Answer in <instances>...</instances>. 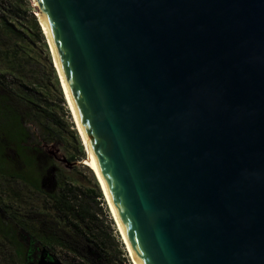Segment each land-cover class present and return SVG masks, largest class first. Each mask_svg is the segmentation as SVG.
I'll use <instances>...</instances> for the list:
<instances>
[{"label":"water","instance_id":"95a60500","mask_svg":"<svg viewBox=\"0 0 264 264\" xmlns=\"http://www.w3.org/2000/svg\"><path fill=\"white\" fill-rule=\"evenodd\" d=\"M29 1L131 263L264 264V0Z\"/></svg>","mask_w":264,"mask_h":264},{"label":"trees","instance_id":"16d2710c","mask_svg":"<svg viewBox=\"0 0 264 264\" xmlns=\"http://www.w3.org/2000/svg\"><path fill=\"white\" fill-rule=\"evenodd\" d=\"M22 5L21 0H0V59L6 64L0 70V176L19 180L44 194L52 214L37 213L32 217L21 213L6 205L0 191V251L5 245L0 264H36L43 250L55 259L57 250L71 255L75 264H125L114 246L111 226L96 223L98 214H102L101 194L96 189L83 192L68 183L56 182L46 192L41 186L48 177L46 170L36 168L41 154L28 145L27 125L39 117L46 121L41 125L48 131L50 124L59 128L62 123L48 109L43 92L48 86L46 73L27 53L26 44L34 38L44 40L41 27L37 17L28 13V5ZM28 65L31 75L39 76L26 78L22 70ZM10 152L25 162V169L13 170Z\"/></svg>","mask_w":264,"mask_h":264},{"label":"rangeland","instance_id":"374dc122","mask_svg":"<svg viewBox=\"0 0 264 264\" xmlns=\"http://www.w3.org/2000/svg\"><path fill=\"white\" fill-rule=\"evenodd\" d=\"M21 1L24 5L29 6H27L29 14L37 16L29 0ZM24 5H22V7H25ZM43 39L44 40H36L34 38L30 44H26L29 48L27 53L34 59L36 65L40 66V68H43V71H45L46 77L48 78L46 81L48 86H45V91L43 92L49 103L48 109L54 114V119L62 123V126L59 127L61 129L57 126L55 127L54 124H50V131L41 125L46 122L43 117H39L36 122L27 125L30 132L28 145L38 150L41 154V156L38 157L36 168L41 171L46 170L45 172L48 177L43 185V189L46 192L51 191L55 187L56 182L60 183V185L68 183L71 188H80L83 192L87 189H96L97 192L101 194L99 206L102 209V214H98L96 223H101L103 227H107L108 225L111 226L114 246L116 245V249L120 252L121 257L125 259V264H132L113 223L99 183L96 177L84 164L86 153L61 90L50 49L44 34ZM5 67V62L0 59V70H3ZM50 68L52 70H50ZM22 71L26 78L39 76V74L31 75V66L29 65L27 67L25 66ZM54 79H56L57 84H55ZM47 131L50 132V134L46 135ZM9 160L12 162L13 170H22L26 168L25 162L14 158L12 152L9 153ZM0 191L6 205H11L13 209H17V211L19 210L21 213H28L32 217L36 216L37 213L43 215L49 212L52 214V211L49 209L51 205L47 202L45 195L34 192L32 189L23 185L19 180L13 181L9 177L0 176ZM4 250L5 245H3L0 251V261L3 260ZM64 254L65 253L57 250L56 258L63 264L76 263V260L73 259L71 255Z\"/></svg>","mask_w":264,"mask_h":264},{"label":"bare ground","instance_id":"6f19581e","mask_svg":"<svg viewBox=\"0 0 264 264\" xmlns=\"http://www.w3.org/2000/svg\"><path fill=\"white\" fill-rule=\"evenodd\" d=\"M84 162L86 163V158L84 159ZM84 162H83V163H84ZM85 163H84V164H85Z\"/></svg>","mask_w":264,"mask_h":264},{"label":"flooded vegetation","instance_id":"af4514ba","mask_svg":"<svg viewBox=\"0 0 264 264\" xmlns=\"http://www.w3.org/2000/svg\"><path fill=\"white\" fill-rule=\"evenodd\" d=\"M43 185H44V183H43V181H42V184H41V186L43 187Z\"/></svg>","mask_w":264,"mask_h":264}]
</instances>
